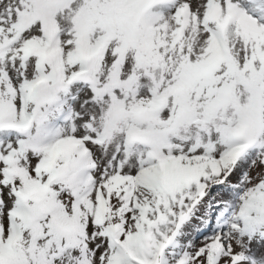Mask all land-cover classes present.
<instances>
[{"label":"snow or ice","instance_id":"6c2138e0","mask_svg":"<svg viewBox=\"0 0 264 264\" xmlns=\"http://www.w3.org/2000/svg\"><path fill=\"white\" fill-rule=\"evenodd\" d=\"M0 264H264V0H0Z\"/></svg>","mask_w":264,"mask_h":264}]
</instances>
